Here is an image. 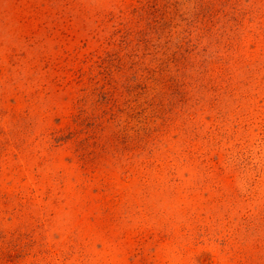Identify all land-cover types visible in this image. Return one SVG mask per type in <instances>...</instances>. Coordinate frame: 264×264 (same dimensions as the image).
I'll use <instances>...</instances> for the list:
<instances>
[{"label": "rangeland", "instance_id": "1", "mask_svg": "<svg viewBox=\"0 0 264 264\" xmlns=\"http://www.w3.org/2000/svg\"><path fill=\"white\" fill-rule=\"evenodd\" d=\"M0 264H264V0H0Z\"/></svg>", "mask_w": 264, "mask_h": 264}]
</instances>
